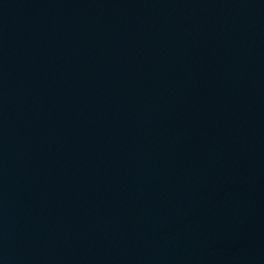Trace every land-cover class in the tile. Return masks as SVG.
Wrapping results in <instances>:
<instances>
[{"label":"water","instance_id":"water-1","mask_svg":"<svg viewBox=\"0 0 264 264\" xmlns=\"http://www.w3.org/2000/svg\"><path fill=\"white\" fill-rule=\"evenodd\" d=\"M0 264H264V0H0Z\"/></svg>","mask_w":264,"mask_h":264}]
</instances>
